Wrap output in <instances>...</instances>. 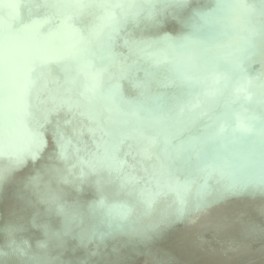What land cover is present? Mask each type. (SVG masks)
Returning <instances> with one entry per match:
<instances>
[{"label": "bare ground", "instance_id": "6f19581e", "mask_svg": "<svg viewBox=\"0 0 264 264\" xmlns=\"http://www.w3.org/2000/svg\"><path fill=\"white\" fill-rule=\"evenodd\" d=\"M109 1L103 0L104 5ZM123 1L133 7L139 5L149 7L147 11L150 19L147 24L150 27V33L154 34V40L146 41L145 36L141 35L137 45L127 47L132 58L126 57L127 60L117 58V60L120 59L122 70L115 68L114 76L103 75V82L100 85L105 90V101L88 95H77L84 83L81 78L75 87L67 88L80 99L83 107L78 113L91 123L86 128L88 134L110 149L104 151L86 147V151L93 158L88 163L74 159L69 154L64 159L58 156V164L70 163L74 175L70 177V180L63 181L67 175L60 169L62 166L58 165L56 166L57 176L62 179V184L56 183L57 178L54 176V181L42 187L41 181H37V176L45 173L46 161L42 162L41 158L32 156L31 160L35 162L30 168L23 167L18 173H7L3 180L7 183L6 186H11L15 181L24 179L21 172L27 173L30 176L29 186L34 196L30 197L26 192L22 193L20 197H17V203L21 206L13 208L8 195L0 191L2 200L0 212L8 208L16 218L22 219L24 215L18 211L28 210V206L21 199L22 196L28 197L31 208L39 204L46 206L44 203L48 201L44 199H49L50 191L59 189L54 200L62 202L64 209L56 207L60 203L48 202L52 214L58 213L62 218L61 221L66 223L73 217L77 219L84 217L86 221V223L84 221L78 223L84 224L86 228L77 225L69 231L72 239H75V248L80 246V243L77 245L78 239L89 238L99 242L103 248L107 249V252H114L120 248L115 245H120L123 241L130 249L129 254L132 255L138 252L137 248L136 252L135 249L133 250V237H138V230L148 226L152 218H155L164 230H170L172 223L186 224L190 221L194 211L216 205L214 195L203 191L198 185H191L193 177L209 176L212 180L207 181L206 186L223 198L264 199V71L254 69V65L264 60V19H262L264 8L261 7L259 0H140V3L132 0ZM223 2L230 3L234 9L226 11L219 6L213 7ZM67 4L65 5L67 9L83 5L81 0H69ZM150 5H154L158 10H152ZM51 6L55 4L50 3V8ZM249 6L256 14L252 23H248L246 19L250 11ZM134 9L136 11L132 15L122 14L109 4L99 9L95 8L94 11L98 13L94 15H99L100 11L103 17L111 20L120 19L122 16L127 17L128 23L120 39H128L134 32V24L142 21L138 15V9ZM206 10L212 13L209 18L203 15ZM41 12L44 11L35 13L37 18L42 16ZM55 12L58 11L55 10L53 13ZM94 15L84 16L83 14L82 18L87 26L83 31L89 38V44L78 39L71 40L80 50L78 55L95 56L97 52L95 46L107 44L105 38L110 32L108 33L107 28L97 22ZM155 18L162 20L161 28L150 22ZM34 22L32 21V27L36 26ZM143 23L145 24L144 21ZM217 25L222 29H218ZM91 27L96 33L91 32ZM173 28L180 29L182 35L184 34L183 37L177 39L172 36L168 30ZM31 32L35 35L34 38L31 37ZM39 32L31 29V31L23 32L29 33V36L21 33L20 37L12 36V38L18 42L19 48L24 50L26 55L48 56L62 49V45L55 37V29L51 25L46 23ZM190 37H197L206 45L200 48L190 45ZM1 42L0 40V44ZM38 42L48 46L46 52L42 51L40 44H36ZM115 46L119 45L115 44ZM136 57L141 59V63L136 64ZM149 58L154 62H151ZM128 67L146 72L149 76L156 78L166 70L174 81L170 84L158 81L156 91L153 85L145 80L146 89L137 93L138 101L133 103L134 111H131L129 109L131 103L117 100L111 88L115 85L134 94L137 92L133 91L132 80L126 74ZM17 77L18 75H15L11 81L19 82ZM19 78L21 85L25 86L26 82L22 75ZM240 83H244L249 90L248 93L241 94L239 107L233 109ZM6 86L10 90L11 103H16L19 98L20 101L23 100L22 96L18 98L20 92L15 83ZM158 92L168 94L182 114L171 107H166L163 104L164 97L162 98ZM34 104L39 105L38 102ZM154 104L159 105L160 108ZM40 107L44 105L41 104ZM97 107L102 109V114L95 113ZM137 112H144L147 116L141 119L136 118ZM7 113L11 114V112ZM226 115H231L234 120H228ZM236 115L245 117L243 122L238 124L240 129L238 132L230 128L234 122L236 123L235 118L238 117ZM12 117L8 116V119ZM42 118L46 120L45 116ZM48 123L49 121L45 126ZM113 127L127 129L133 127L138 130V135L127 137L124 134H114L111 131ZM50 137L54 138L52 142L55 147H63V149L68 147L66 142L58 143L54 133L50 134ZM227 137H233L236 142L228 145L225 141ZM115 142H124L129 147L126 149L116 147ZM194 150L199 153L198 156L194 154ZM125 155L135 161L134 169L123 161ZM28 159V156L22 154L16 160L19 163H25ZM144 163L150 164L151 169L146 170ZM64 170L68 173L72 172L65 168ZM87 171L96 177H99L102 172L107 173L112 180L105 184L99 178L82 179L84 187H93L96 190L97 199L101 205L93 206L91 200L86 199L85 206L73 209L68 198L63 197L67 196L72 188L80 192L78 184L75 187L71 179H80L79 173ZM167 198L172 201L169 206L164 204ZM107 199L118 203V206L113 208L111 205L104 204ZM180 200L185 201L186 205H181ZM134 203L142 207V211L137 210ZM119 209L122 212H118ZM34 218L32 219L34 225L46 224L44 225L45 247H50V243L57 246L65 245L67 241L71 242L64 239L58 231L50 228L49 221L41 223ZM126 218L129 222L138 221V226L128 225ZM1 226L0 213V247L9 249V240L5 238ZM118 226L121 230L117 229ZM17 228L20 229V226ZM26 234L31 238L30 232ZM166 235L162 234L158 238L163 240ZM16 242L21 243V240L18 239ZM49 251V260L56 261L55 263L58 262V264L65 263L55 250ZM95 256L99 257L93 264H98V259L105 258V255L95 254ZM8 260L5 256L0 258L2 264H10Z\"/></svg>", "mask_w": 264, "mask_h": 264}, {"label": "water", "instance_id": "95a60500", "mask_svg": "<svg viewBox=\"0 0 264 264\" xmlns=\"http://www.w3.org/2000/svg\"><path fill=\"white\" fill-rule=\"evenodd\" d=\"M68 1L12 0L16 5L15 13L0 16V40L2 41V44H0V191L5 193L6 196L8 195L9 202L13 203L11 205L13 208L21 206V204L17 203V197H20L22 193L26 192L30 197L34 196V192L29 186L30 176L25 172H21L24 175V179L15 181L11 186H6L7 183L3 178L7 173L20 172L23 167L30 168L33 165L32 163L35 162L31 160L32 156L35 155L37 158H41L42 162L46 161L45 173L37 176V181H41L42 187L46 183L54 181V176L57 178L56 183L61 182L60 184H62V179L57 176L58 156L64 159L69 154L74 159H80L84 163H88L93 158L86 151V147L104 151L110 149L88 134L86 128L91 123L78 113L83 107L80 99L71 91H68L67 88L75 87L81 78L84 83L83 87H80V93H77V95H88L100 101H105V90L100 85L103 82V75L114 76L115 68L122 70L123 67L119 60H127L126 57L132 58L127 47L129 45H137L141 35L145 36L146 41L154 40V34L150 33V27L147 24L148 19H150V14L147 11L149 7L145 8L142 5L133 7L129 3H124L123 0H110L105 4H112L122 14L128 15L135 13L136 9L134 8L138 9V15L142 21L134 24V32L130 38L120 39L122 31L128 23L127 17L122 16L120 19L111 20L103 17L100 11L99 15H94L98 13L94 11L95 8L99 9V7L105 6L103 0H81L83 5L88 6H73V8L67 9L65 5H68ZM132 1L140 3V0ZM50 3L55 4V6L50 8ZM216 6L222 7L226 11L234 9L227 2L215 4L213 7ZM150 8L158 10L154 5H150ZM55 10L58 12L53 13ZM37 11L45 12H41L42 16L39 17L41 19L36 17L35 13ZM20 14L22 15L19 16ZM83 14L84 16L94 15L97 18V22L106 27L108 33L110 32L105 38L107 44L95 46V50H97L95 56L78 55L80 53L79 48L71 42L72 39H78L83 43L89 44V38L84 35L86 32L83 31L87 28L82 20ZM203 15L205 18H209L212 13L206 10ZM32 21H35L36 26L32 27ZM161 21L159 18L150 20L152 24L159 25L160 28L162 27ZM46 23L55 29V37L57 42L62 45V49L54 51L48 56L41 54L26 55L25 51L19 48L18 42L12 36L20 37L21 33L31 31V29L40 33L39 30L45 27ZM217 28L222 29L218 25ZM168 31L177 39L182 38L184 35L178 28L169 29ZM91 32L96 33L92 27ZM23 34L29 36V33ZM31 37H35L32 32ZM190 42V45H196L195 47L197 48L206 45L204 41L197 37H190ZM36 44H40L44 52L48 49L45 44L40 42ZM115 44L119 46H115ZM118 57H120L119 60H117ZM140 61L141 59L136 57V64L141 63ZM150 61L154 62L152 59ZM254 69L264 71V60L254 65ZM126 74L132 80L133 91H137L135 94L125 90V88L108 84L112 86L113 95L117 100H125L131 103L129 106L131 111H134L133 103L138 101L137 93L146 89L144 84L146 81L152 84L156 91L158 81L166 84L174 81L166 70L160 73L158 78L149 76L148 73L132 67L126 69ZM15 75H18L16 79L19 82L11 81ZM21 75L26 82L25 86L20 83L19 76ZM11 83L17 85V90L20 92L18 98L22 96L23 100L20 101L19 98L16 103L10 102V90H8L9 87L6 85H11ZM238 86L235 96L237 101H235L233 109L239 107L241 94L248 93L249 90L244 86V83H240ZM158 94L162 95V98L164 97L163 104L166 107H171L177 113H181L168 94L164 92H158ZM36 102L39 105L34 104ZM41 104L44 107H40ZM154 106L160 108L157 104H154ZM7 112H11V114ZM102 112L101 108L97 107L95 109L96 114H102ZM8 116L13 117L8 119ZM44 116L46 120L42 118ZM146 116L147 114L144 112L135 113L136 118L141 119ZM226 118L234 120L231 115H226ZM235 119L236 123L234 122L230 128L238 132L240 130L238 124L242 123L245 117L240 115ZM48 121L49 123L45 126ZM53 124L54 128H52ZM111 131L114 134H124L127 137L138 135V130L133 127L128 129L113 127ZM52 133H54L58 143L66 142L68 147L66 149L55 147L52 142L54 138L50 137ZM225 141L228 145L236 142L233 137H227ZM114 145L124 149L129 147L124 142H115ZM194 152L196 156L199 155L195 150ZM22 154L29 157L25 163H19L16 160ZM126 156L123 157V161L134 169L135 161ZM59 166H62L60 169L67 175V178L63 181L70 180V177L74 175L71 164L65 162ZM143 166L146 170L151 169L148 163H144ZM64 168L72 172L68 173ZM79 177L80 179L71 180L74 181L75 187L78 184L80 194L76 192V188H72L68 191V195L63 198H68L73 209L85 206L86 199L91 200L93 206L101 205L97 199L96 190L93 187H84L85 184L82 183V179L96 180L99 178L107 184L112 180L111 176L102 172L99 177H96L93 173L87 171L79 173ZM180 178L183 179V177ZM191 179L193 183L191 185H198L203 191L216 197V205L194 211L190 221L186 224L172 223L170 230H164L156 222V219L152 218L148 226L138 230V237H133V250L135 249L134 251L136 252L137 248L138 252L132 255L129 254L130 249L125 246L123 241L120 242V245H115L120 246V248L114 252H107V249L103 248L99 242L89 238L78 239L77 245L80 243V246L75 248V239H72L69 231L72 227L81 225L78 223H83L84 217L78 219L73 217L67 221V225L65 221H61L62 218L59 217L58 213L52 214L50 207H48L50 206L48 202L60 203L56 207L64 209L62 202L54 200L58 195L59 189L50 191L51 196H48L49 199H44L48 201L44 203L46 206L39 204L31 208L28 204V197L22 196L21 199L28 206V210L24 209L18 212L22 213L24 218H16L11 210L6 208L0 212L2 217L1 228L7 240H9V231H12L15 233L16 240L20 239L21 243L26 242L33 250H36L39 246L44 245L46 231L44 225L46 226V224L34 225L32 219L35 217L34 219L40 220L41 223L49 221L48 226L50 228L55 229L64 239L66 238L71 242L68 243L67 241L65 245L57 246L50 243V247H45L46 252L39 251L37 254L39 257L46 256L48 259L49 250H55L61 255L62 262L69 264H93L99 257L95 256V254L105 255V258L98 259V264H264V199L223 198L217 196L215 191L206 186L205 183L212 180L209 176H199ZM14 191L16 192L15 194ZM0 201L2 200L0 199ZM179 202L183 206L186 205L183 200ZM104 204L111 205L113 208L118 206V203L111 199H107ZM164 204L169 206L172 201L167 198L164 200ZM133 205L137 210L142 211V207L136 205V203ZM36 207L38 209H35ZM118 212H122V210ZM126 221L130 226H138L139 223L132 220L129 222L128 218H126ZM84 222L86 223V221ZM17 226H20V229ZM81 227L86 228L84 224ZM117 229L121 230V227L118 226ZM132 230L128 231L131 232ZM28 232L32 234L31 238L27 236L26 233ZM162 234L167 235L165 239L160 240L158 237ZM0 248L4 249L6 253L9 250L4 246ZM5 257L9 259L10 264H16L14 257L10 255H5ZM49 261L52 264H58V262L55 263L56 261Z\"/></svg>", "mask_w": 264, "mask_h": 264}, {"label": "clouds", "instance_id": "9594fccd", "mask_svg": "<svg viewBox=\"0 0 264 264\" xmlns=\"http://www.w3.org/2000/svg\"><path fill=\"white\" fill-rule=\"evenodd\" d=\"M259 3L262 8H264V0H259ZM250 11L247 16V22L252 23L255 20L256 14L254 11ZM16 11V5L12 0H0V16L12 15ZM264 19V17H262ZM45 251L46 248L44 245L38 247V249L33 250L30 245L26 242L17 243L15 239V233L9 231V250L6 253L4 249L0 248V258L5 255H10L15 258L16 264H52L47 257H39L37 252ZM2 264V261H0Z\"/></svg>", "mask_w": 264, "mask_h": 264}]
</instances>
